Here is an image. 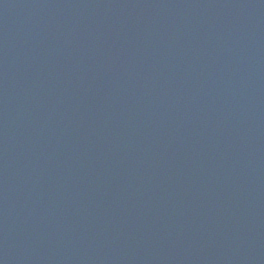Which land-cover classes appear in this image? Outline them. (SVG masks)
Here are the masks:
<instances>
[{
    "label": "water",
    "instance_id": "95a60500",
    "mask_svg": "<svg viewBox=\"0 0 264 264\" xmlns=\"http://www.w3.org/2000/svg\"><path fill=\"white\" fill-rule=\"evenodd\" d=\"M0 264H264V0H0Z\"/></svg>",
    "mask_w": 264,
    "mask_h": 264
}]
</instances>
